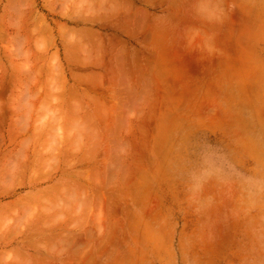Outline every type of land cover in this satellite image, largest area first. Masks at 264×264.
<instances>
[{
	"label": "rangeland",
	"instance_id": "rangeland-1",
	"mask_svg": "<svg viewBox=\"0 0 264 264\" xmlns=\"http://www.w3.org/2000/svg\"><path fill=\"white\" fill-rule=\"evenodd\" d=\"M263 185L264 0H0V264L251 259Z\"/></svg>",
	"mask_w": 264,
	"mask_h": 264
},
{
	"label": "crops",
	"instance_id": "crops-1",
	"mask_svg": "<svg viewBox=\"0 0 264 264\" xmlns=\"http://www.w3.org/2000/svg\"><path fill=\"white\" fill-rule=\"evenodd\" d=\"M239 171H243L241 167L234 165ZM246 189H250L248 184L245 186ZM247 195L250 196L246 198V201L249 205H242L238 206L236 208V204L231 203V209H230V214L231 216V228H233L237 222L236 220H242L246 221L247 227H253L251 230L247 228V231L250 233V248L249 251L252 253L251 254V259L245 258L243 260L238 259V256H232L231 260L228 261L226 257L225 259L218 260V255L222 252V248L224 244L219 243L215 246L214 252L215 256L212 257L209 261L205 262V264H264V185L262 186L261 190H256L252 194L248 191ZM230 194L226 193L225 198H229ZM251 199V200H250ZM257 204V205H256ZM239 213V216L237 218V215ZM254 218V221L253 219ZM248 219V220H247ZM256 221V224H255ZM224 226H228L229 219H227V222H223ZM229 223V224H230ZM222 226V224H221ZM246 227V226H245ZM235 235H238L236 229H234ZM222 232L218 236H222ZM244 234L242 232L239 233ZM230 236L232 235L231 233L229 234ZM235 242V240H234ZM232 242L230 244V252L231 253H236L239 250V241L237 242ZM226 246V244H225ZM177 264H187L186 262H181L178 261ZM197 264H203L202 262H197Z\"/></svg>",
	"mask_w": 264,
	"mask_h": 264
}]
</instances>
